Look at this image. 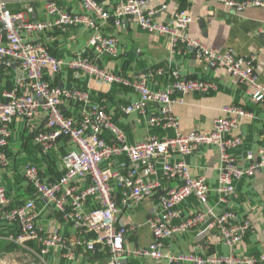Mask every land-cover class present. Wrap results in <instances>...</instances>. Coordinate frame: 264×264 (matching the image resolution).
<instances>
[{
  "label": "built area",
  "instance_id": "obj_1",
  "mask_svg": "<svg viewBox=\"0 0 264 264\" xmlns=\"http://www.w3.org/2000/svg\"><path fill=\"white\" fill-rule=\"evenodd\" d=\"M8 1L0 0V64L14 65L21 75L0 97V169L7 164L6 146L14 118H23L34 129L36 118L43 116L46 130L34 134L35 142L48 150L59 136L64 135L71 140L72 148L61 157L63 173L59 177L46 180L36 164L24 166V177L63 219L71 222L81 234L91 236L85 238L80 235L76 245L93 252L98 246L107 251L102 264H135L129 260L130 256L149 258L155 264H264V251L258 256L237 258L233 253L226 256L182 255L164 249L165 240L175 234L215 228L218 230L217 238L233 251L249 231L251 223L248 218L233 223L234 212L216 211L207 206L209 188L205 178L194 175L183 158L171 161L169 156L178 154L184 157L201 145H215L219 155L215 192L219 202L226 203L236 196L237 183L244 176L257 169L264 170V146L256 151L244 150L240 158L232 153L243 144L239 129L246 119L254 117L252 110L231 104L222 108L224 115L213 120L209 131H183L173 105L181 102V96L185 94L214 90L216 85L213 82L186 78L177 69L166 70L163 66L129 78L102 68L82 53L64 62L52 56L44 44L28 36L53 28L65 31L83 25L90 31L88 49L96 56L116 57L119 53L117 38L104 34L100 24L111 20L114 26L124 27V19L132 17L141 29L167 36L173 49L182 45L185 54L194 52L207 66L224 69L244 85L250 99L262 104L264 110V84L255 69V57L240 56L230 49L218 52L192 37L188 32L190 16L186 10H177L168 22H157L158 10L147 8L146 0H120L114 10L106 9L98 0H80L83 12L63 9L59 5L60 0H44L46 18L42 20L25 19L21 12L9 8ZM223 1L237 11L263 5L256 0ZM63 64L71 70L84 72L100 86L119 84L132 88L138 97L121 105L120 112L125 115L134 112L146 114L152 106L147 115V125L171 128L173 135L159 138L149 134L140 142H128L124 131L103 105V100L94 102L89 89L53 85L45 78L46 72L54 74ZM164 74L169 78L164 87H149V76ZM64 101L79 103V118L63 114L61 105ZM104 132L110 135V139L103 136ZM120 155L126 158V163H120L121 170L103 169V160ZM161 178L176 180L179 184L156 195ZM84 179H87V184L81 187L79 180ZM190 195L196 196L202 206L191 214H184L179 204ZM155 196L148 220L152 241L147 247L128 250L124 236L135 226L117 221L118 199L126 205ZM91 197L94 205L86 209L85 204ZM33 206L32 200L11 206L7 190L0 181V230L5 223L15 224L18 228L6 239L20 244L36 240L40 254H45L54 245L66 247L64 238L57 232H38ZM66 256L72 258L70 249Z\"/></svg>",
  "mask_w": 264,
  "mask_h": 264
},
{
  "label": "crops",
  "instance_id": "obj_2",
  "mask_svg": "<svg viewBox=\"0 0 264 264\" xmlns=\"http://www.w3.org/2000/svg\"><path fill=\"white\" fill-rule=\"evenodd\" d=\"M106 9L114 10L120 0H98ZM59 5L66 10L83 12L80 0H60ZM8 6L12 11L21 12L27 20H42L46 18L44 0H9ZM147 8L158 10L155 16L157 22L170 21L177 10H186L190 16L189 34L203 41L209 48L224 52L232 50L240 56L255 57V69L259 80L264 84V4L248 6L242 11L225 4L223 0H146ZM29 8L32 10L30 11ZM125 26H114L112 21L101 22V31L114 35L118 41L119 53L116 57L107 55L96 56L87 48L90 31L83 25L73 26L65 31L53 28L28 38L44 44L55 58L67 62L82 53L95 60L102 68L121 73L129 78L139 72L147 71L157 66L166 70L177 69L180 74L190 79H204L216 85L210 92H191L182 97L181 102L173 105V111L179 120L181 130L209 131L213 120L224 115L222 108L231 104L241 105L254 112V117L246 119L239 133L243 144L232 150L236 157H241L244 150L256 151L264 146V110L260 103L253 102L248 96L244 85L222 68L207 66L194 52H182V45L172 48L167 36L143 30L135 18H125ZM21 72L14 65L0 64V97L10 89ZM45 78L53 85L76 86L89 89L94 102L103 100V105L124 131L130 143H137L149 134L159 138L173 135L171 128H151L147 125V115L137 112L122 114L120 106L137 99V93L130 87L119 84L100 86L93 78L82 71L69 69L61 65L58 72L45 73ZM169 81L167 74L149 76L147 83L152 89L164 87ZM64 115L79 118L81 108L75 101H64L61 105ZM45 121L39 116L34 121V129L25 123L23 118H14L11 124V137L6 146L7 164L0 169V181L7 190L11 206L22 204L27 200L34 202L33 212L36 214V227L40 233L57 232L64 238L66 247L54 245L45 254H40L39 243L27 240L20 244L8 241L6 236L16 233L15 224L5 223L0 230V249L17 251L15 256L18 264H102L107 251L100 248L89 251L75 241L82 235L71 222L63 219L51 205L41 198L25 179L23 168L26 164H36L46 180L59 177L63 173L61 157L70 148L71 140L64 135L48 150L34 140V134L44 131ZM110 139L107 132L103 133ZM183 158L191 172L205 178L209 192L207 206L216 211L230 210L235 213L233 223H239L248 218L251 227L241 242L233 249L217 238L215 228L192 230L175 234L164 242L168 252L182 255H219L231 253L235 257L258 256L264 251V170L257 169L252 174L244 176L236 188V196L221 203L215 192L219 173L218 148L213 144L199 146L193 153L184 157L171 154L169 159L175 161ZM126 163L124 155L103 160V169L121 170L120 163ZM124 168V167H123ZM162 177V176H161ZM161 186L156 195L164 193L171 187L178 186L176 180L161 178ZM81 187L86 186L87 179L79 180ZM118 194V191H116ZM155 198H145L139 203L122 204L118 199L119 211L117 221L127 226H135L124 236V244L128 250L147 247L152 241V232L148 220L152 215ZM94 205V198L85 204V208ZM202 206L194 195L183 200L179 207L184 214H191ZM7 247H3V246ZM72 258L66 256L69 249ZM135 264H155L145 257L130 256ZM160 264H167L161 262ZM242 264V263H237Z\"/></svg>",
  "mask_w": 264,
  "mask_h": 264
},
{
  "label": "rangeland",
  "instance_id": "obj_3",
  "mask_svg": "<svg viewBox=\"0 0 264 264\" xmlns=\"http://www.w3.org/2000/svg\"><path fill=\"white\" fill-rule=\"evenodd\" d=\"M4 248L7 247L6 245L3 246ZM17 251H6L0 249V264H18V262L15 259V256H17Z\"/></svg>",
  "mask_w": 264,
  "mask_h": 264
},
{
  "label": "water",
  "instance_id": "obj_4",
  "mask_svg": "<svg viewBox=\"0 0 264 264\" xmlns=\"http://www.w3.org/2000/svg\"><path fill=\"white\" fill-rule=\"evenodd\" d=\"M256 1H259V2H261V3H263V4H264V0H256Z\"/></svg>",
  "mask_w": 264,
  "mask_h": 264
}]
</instances>
